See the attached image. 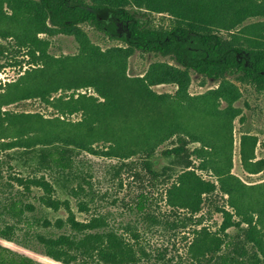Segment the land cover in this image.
<instances>
[{"label": "trees", "instance_id": "trees-1", "mask_svg": "<svg viewBox=\"0 0 264 264\" xmlns=\"http://www.w3.org/2000/svg\"><path fill=\"white\" fill-rule=\"evenodd\" d=\"M151 13L170 14L173 26L155 28ZM263 19L264 0H0V42L9 41L27 58L17 80L0 84V155L24 151L32 159L36 152L37 165L52 182L43 177L31 183L45 189L46 206L70 212V202L55 191L73 195L84 182L90 184L75 172L83 154L124 166L139 163L149 180L165 182L167 205L184 213L172 229L194 226L190 264H264V181L248 184L233 173L231 134L239 115L234 105L242 91L230 80L237 76L264 88ZM85 24L122 45L103 49ZM57 35L73 36L78 53L51 54L48 37ZM136 52L169 60L132 76L129 64ZM192 72L217 87L192 95ZM160 85H176L177 91L158 93L153 87ZM32 99L58 116L2 110ZM75 114L80 120L66 118ZM173 139L176 146L162 150ZM188 141L200 144L193 151L198 170L211 173L215 182L192 168ZM160 151L168 160L162 171L155 164ZM219 196L224 203L215 211L223 222L213 231L206 224L211 212L203 209ZM150 197L141 193L135 207L142 222L152 223L136 228L133 239L117 229H99L101 216L82 222L71 214L73 233L40 237L46 254L63 264H174L169 248H157L146 237L152 225L164 223L150 211ZM23 201L15 193L0 202V217L13 221L0 227V264H38L12 246L19 242L17 223L27 220Z\"/></svg>", "mask_w": 264, "mask_h": 264}, {"label": "rangeland", "instance_id": "rangeland-1", "mask_svg": "<svg viewBox=\"0 0 264 264\" xmlns=\"http://www.w3.org/2000/svg\"><path fill=\"white\" fill-rule=\"evenodd\" d=\"M149 16L155 28L167 29L173 26V18L168 13H151ZM258 21L254 20L253 22ZM83 28L91 40L103 49L122 45L121 41L111 38L90 24L83 25ZM48 38L51 41L50 52L53 55H73L79 51V45L73 36L57 35ZM0 43L4 45L3 48L0 46V84L5 85L19 78L22 65H26L27 58L23 52L14 50L9 41ZM2 51L5 53H1ZM168 60L156 54L136 52L130 59L129 73L132 76H142L152 63ZM230 80L242 91V98L234 105L239 111V115L234 120L231 134L233 173L248 184L260 183L264 181V88L237 76L230 77ZM215 87H217L215 81L192 72L190 87L192 95L205 93ZM153 89L158 93L174 94L177 91V86L160 85L154 86ZM79 92L93 93V90L81 89ZM2 110L38 113L48 118L58 116L54 109L37 99L6 106ZM66 118L78 121L81 115L75 114ZM176 144V139H173L162 147V150L175 147ZM199 146L200 144L189 141L186 144L185 150L190 156L191 166L204 178L215 182L216 178L211 173L198 170L200 163L193 155V151ZM22 152L24 151H8L0 155V202L9 194L19 193L26 205L24 211L27 220L17 223L15 238L19 242L16 243L17 245H12L16 250L26 251L38 264H63L46 254L40 237L55 238L62 233H73L68 224L71 214H74L76 219L82 222L91 220L93 216H101L104 218V223H101L99 229H117L126 233L129 239H133L134 234L139 235L136 228L142 229L143 224L152 223L142 222L143 220L135 207L138 196L148 192L151 196L150 211L157 214L164 223L152 225L150 230H153V233L146 237L157 248L164 246L169 248L168 256L173 259L174 264H190L191 257L188 248L193 238L194 226L188 227L183 232L172 229V222L178 218V215L184 213L177 212L167 205L165 199L167 185L160 180H149L139 163L124 166L122 162L108 159L103 155L83 154L76 161L79 169L75 172L79 174L81 171L90 184L84 182L83 190L78 188L73 195H67L69 191L56 189L55 195L62 200H68L72 212L64 207L56 211L44 204L45 189L31 183L43 177L52 182L51 176L44 173L37 165L36 152L32 159ZM155 164L159 171H162V168L168 164V160L162 157L161 151L156 155ZM140 172L143 175H136ZM91 188L92 190L89 191ZM85 194L88 196L83 199ZM220 196L214 197L212 202H206L203 209L205 213L211 212L206 224L213 231L219 230L223 222L222 215L215 211L224 203ZM85 201H87V207L81 209L80 204ZM3 218L0 217V227H4L6 222L13 223L9 217ZM60 220L64 222L62 227L59 225ZM230 232L235 233L236 230L232 229ZM145 233H141L142 238ZM143 264H152V262L146 261Z\"/></svg>", "mask_w": 264, "mask_h": 264}]
</instances>
